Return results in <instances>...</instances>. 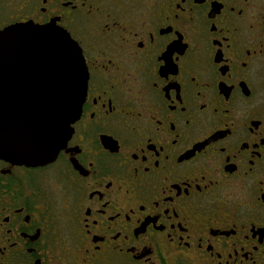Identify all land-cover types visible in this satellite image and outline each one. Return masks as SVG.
I'll use <instances>...</instances> for the list:
<instances>
[{"label":"flooded vegetation","instance_id":"flooded-vegetation-1","mask_svg":"<svg viewBox=\"0 0 264 264\" xmlns=\"http://www.w3.org/2000/svg\"><path fill=\"white\" fill-rule=\"evenodd\" d=\"M88 81L55 160L0 159V264H264V0H0Z\"/></svg>","mask_w":264,"mask_h":264},{"label":"water","instance_id":"water-1","mask_svg":"<svg viewBox=\"0 0 264 264\" xmlns=\"http://www.w3.org/2000/svg\"><path fill=\"white\" fill-rule=\"evenodd\" d=\"M88 75L80 49L53 24L0 30V159L45 165L65 147Z\"/></svg>","mask_w":264,"mask_h":264}]
</instances>
